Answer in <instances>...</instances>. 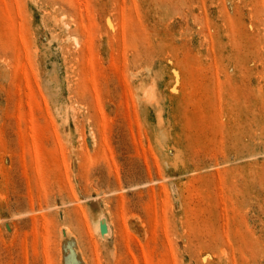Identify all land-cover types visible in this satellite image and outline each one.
<instances>
[{"label":"rangeland","instance_id":"1","mask_svg":"<svg viewBox=\"0 0 264 264\" xmlns=\"http://www.w3.org/2000/svg\"><path fill=\"white\" fill-rule=\"evenodd\" d=\"M0 264H264V0H0Z\"/></svg>","mask_w":264,"mask_h":264}]
</instances>
